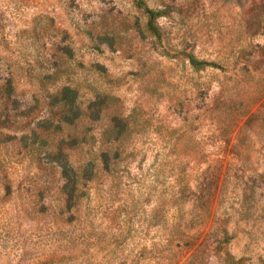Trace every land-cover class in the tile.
<instances>
[{"label":"rangeland","instance_id":"1","mask_svg":"<svg viewBox=\"0 0 264 264\" xmlns=\"http://www.w3.org/2000/svg\"><path fill=\"white\" fill-rule=\"evenodd\" d=\"M143 1L0 0V264H264V0Z\"/></svg>","mask_w":264,"mask_h":264},{"label":"trees","instance_id":"2","mask_svg":"<svg viewBox=\"0 0 264 264\" xmlns=\"http://www.w3.org/2000/svg\"><path fill=\"white\" fill-rule=\"evenodd\" d=\"M137 4L138 6L143 9V12L146 16V20L144 23V30L147 31L148 33L156 36L157 38H161L163 36V30L161 28V25L158 23L157 19L158 17L162 16L164 14V10L163 9H155L150 7L145 1L143 0H137ZM257 16V15H256ZM253 25L255 26L254 29H258L259 27V19H257L256 17L254 18L253 21ZM189 60L191 65L195 68V69H204L208 66H216L218 65L216 62L214 61H207L204 59H199L197 58L195 55L193 54H189ZM37 63H39V61H36ZM40 64V63H39ZM49 76L44 75V73H40L39 75V79L37 77V87L38 90L42 91L43 93V98L45 100H47V105L51 107L52 112H51V116L50 117H46V131L47 129H50L52 127H55L60 131V133H62V137L60 140V144H64L66 143L68 140L70 142H74L76 145V142L80 141V142H85L87 141V132L89 130H91L89 126L84 125L83 127H81L80 129H78L81 133V136H79V134H77L78 130L75 131H68L67 134H65V129L67 127L66 121H68L70 118H68V115L70 117L74 118H79L81 115H86L88 117L89 120H93L95 119L92 116V113L89 112V110L91 109V105L92 103H89L87 106H85V108L82 106V102H79V96H78V90L74 87H71L69 85L64 86L62 89L57 90L56 93L52 94V95H48L45 93L44 87L42 85V81H44L45 79H47ZM35 86V84H34ZM60 114L61 116L58 117V119L56 120V123L53 121V115H58ZM68 118V119H66ZM70 123V122H69ZM63 124H66L65 128H63ZM74 128H76V126H74ZM77 129V128H76ZM117 130H113L112 132H114V141H117L120 137V135L122 134L123 130L120 126H118L116 128ZM33 137L35 140L40 141L41 144H46L47 139L44 137H40L41 133L37 132L36 129H33L30 133H25L22 138H30ZM63 151H59L58 153H49V155L52 157V159L57 160L60 162V164L62 163V160L65 159V154H62ZM62 154V155H61ZM105 156V162L107 163L109 161L108 159V155L107 153H104ZM120 156V151L117 149L115 152V157H119ZM63 168V173L64 175L69 179L70 182L73 181L71 175H68V173L66 172V165H62ZM86 174V173H85ZM85 174H83V176H85ZM68 175V176H67ZM67 186H69L67 184ZM70 189L71 191H74V187L73 184L71 183L70 185Z\"/></svg>","mask_w":264,"mask_h":264}]
</instances>
